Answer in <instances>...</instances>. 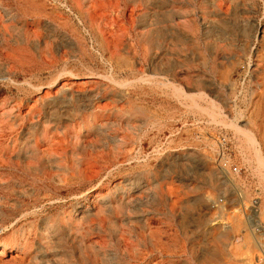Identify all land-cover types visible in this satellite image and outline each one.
<instances>
[{
	"label": "rangeland",
	"instance_id": "rangeland-1",
	"mask_svg": "<svg viewBox=\"0 0 264 264\" xmlns=\"http://www.w3.org/2000/svg\"><path fill=\"white\" fill-rule=\"evenodd\" d=\"M0 3V264H254L264 0Z\"/></svg>",
	"mask_w": 264,
	"mask_h": 264
},
{
	"label": "built area",
	"instance_id": "built-area-1",
	"mask_svg": "<svg viewBox=\"0 0 264 264\" xmlns=\"http://www.w3.org/2000/svg\"><path fill=\"white\" fill-rule=\"evenodd\" d=\"M223 142L227 143L226 138H224ZM218 168L225 177L239 175L242 171V167L230 163L229 156L225 155V152L219 159ZM238 195L242 198L241 193H238ZM209 203L213 211H221L220 209L226 206L227 201L225 197L219 196L212 198ZM261 205L262 197L259 192H256L248 205H244V214L250 225L251 232L258 242V252L254 264H264V221L261 219Z\"/></svg>",
	"mask_w": 264,
	"mask_h": 264
},
{
	"label": "bare ground",
	"instance_id": "bare-ground-1",
	"mask_svg": "<svg viewBox=\"0 0 264 264\" xmlns=\"http://www.w3.org/2000/svg\"><path fill=\"white\" fill-rule=\"evenodd\" d=\"M0 8H2V6H1V3H0ZM176 31V30H175ZM257 32V31H256ZM258 33V32H257ZM264 38V37H263ZM64 74H66V73H64ZM94 75V74H93ZM72 77L73 78H77L78 76L76 75V74H74V73H72ZM102 77V76H101ZM163 77V76H162ZM153 78V77H152ZM0 79H9V80H11L9 77H7V76H4V75H0ZM103 79V78H102ZM167 83H170L171 81H169V78H167ZM164 81V80H163ZM158 82V81H157ZM166 82V81H165ZM174 82V81H173ZM163 82H161V84H162ZM152 84V83H151ZM158 84V83H157ZM170 84H172V83H170ZM173 85H175V84H173ZM165 86H166V84H165ZM123 87V86H122ZM121 87V88H122ZM41 88V87H40ZM43 88V87H42ZM174 88H176V91H178V92H181V93H184L182 90H180V88L179 87H174ZM37 89V88H36ZM173 92V91H172ZM177 93V92H176ZM181 93H178V94H181ZM196 95V94H195ZM186 97H189V96H186ZM201 97V96H200ZM199 97V98H200ZM196 98V97H195ZM202 99V98H201ZM234 101V100H233ZM196 103V102H195ZM197 104V103H196ZM215 108V107H214ZM218 110V109H217ZM214 111V110H213ZM236 126V125H235ZM237 128V127H236ZM243 128H241V130H242ZM249 134V133H248ZM250 136V135H249ZM253 136V137H252ZM250 139H252V142H255V146H256V144H257V139H255L254 138V135H252L251 134V136H250ZM251 142V143H252ZM259 146H260V144H259ZM255 149H257V146L255 147ZM257 154H258V158H259V163H260V165H262V167L264 168V159H263V157H262V153H261V150L258 148L257 149ZM263 174V173H262ZM17 226V225H16ZM0 255L4 258V257H6V246L5 245H0ZM15 257V256H14ZM17 257V256H16ZM1 258V257H0ZM19 258V257H18Z\"/></svg>",
	"mask_w": 264,
	"mask_h": 264
}]
</instances>
